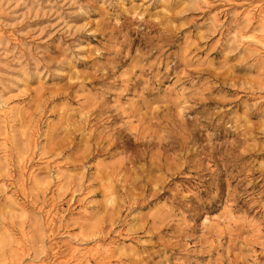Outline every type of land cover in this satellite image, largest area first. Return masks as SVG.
<instances>
[{"label": "rangeland", "instance_id": "rangeland-1", "mask_svg": "<svg viewBox=\"0 0 264 264\" xmlns=\"http://www.w3.org/2000/svg\"><path fill=\"white\" fill-rule=\"evenodd\" d=\"M262 8L0 0V264H264ZM142 102L170 108L151 130L187 139L194 164L158 191L145 183L163 174L143 170L180 147L163 153L126 129L119 108ZM83 114L100 146L80 157L64 122ZM115 160L109 204L101 173ZM104 247L108 258L95 254Z\"/></svg>", "mask_w": 264, "mask_h": 264}, {"label": "bare ground", "instance_id": "bare-ground-1", "mask_svg": "<svg viewBox=\"0 0 264 264\" xmlns=\"http://www.w3.org/2000/svg\"><path fill=\"white\" fill-rule=\"evenodd\" d=\"M250 12V11H249ZM260 14H262L261 19L263 20L264 23V8H262L260 11ZM254 41L258 44H260V46L264 49V35L261 36L260 38H253ZM142 101V100H140ZM139 101H137L138 103ZM145 102V100H144ZM142 102L141 106L139 107V109H131L130 112H126L128 109H125L124 107L119 108V111H121L123 113L122 116H126L127 121L124 122L125 125H127L126 129L128 131H133L132 133H134L136 139H140L143 142H146L148 148L151 147H158L160 150L163 151V153L165 151H167L168 148H172L173 145L175 146H179V157L171 160L169 158L164 157L162 154L158 159V162H150V165L147 169H144L143 171L146 173V175H149L153 170L159 171L160 173L163 174V176H160L159 178L153 179V181L155 182V184L152 186L150 184V182L145 183L147 185V190L151 191H158L160 189V185L159 182H164L165 181V177L166 175H169L171 177H173V174H176V177L179 174H183L186 173L188 170L191 169V166H193L194 164L190 162V160H188L187 154H188V141L187 139H185L182 136V139L180 142L173 141V139L169 140V137L166 136L165 137V133L162 134L161 136H157L159 134H157L154 130H151L152 128H160L161 125H163V123L167 122L168 120H170L173 117V112L170 111V108L168 106L165 107L166 111L160 110L158 108H151L147 105H145L146 103ZM136 103V104H137ZM92 106L94 104H91ZM99 107V105H98ZM97 107V108H98ZM13 110V112L15 111L14 109H10ZM181 111L179 110L178 112H176V116L179 120V126H181V124L183 123V118L181 116ZM136 112V113H135ZM141 115V117L139 118L138 123L136 125H133V122L130 120V117H135V115ZM90 116L88 114H83L79 120L75 123H70V122H64L65 123V127H67V134L72 137L74 139V146L77 148H82L80 153V157H84L87 156L89 154H91L92 151L96 150L97 147L100 146L99 141L97 140V138L99 136H94L93 133L91 134V128L92 126H90L89 123V118ZM138 119V118H137ZM87 124V125H86ZM63 125V124H62ZM61 125V126H62ZM167 124H165L166 126ZM28 126V125H26ZM88 127V128H87ZM124 127V126H123ZM89 129V131H87ZM86 130V132H85ZM95 132V131H93ZM124 132L123 128H119V130L117 131L118 134H122ZM24 134H22L21 136H26V132H23ZM87 135L86 139L83 141L82 138L83 136ZM28 138V137H27ZM78 139V141H77ZM27 140V139H26ZM93 140H97L92 142ZM155 140V142L153 141ZM82 141V143H81ZM84 145V147H83ZM104 145V144H103ZM103 145L101 147H103ZM141 145L144 146V144L141 142ZM72 146V148L74 147ZM94 147L96 149H94ZM54 148H52L50 151H46L45 149L41 150V154L44 153H54V151H52ZM94 149V150H93ZM110 157H114L115 155L113 154V152L109 153ZM186 154V156H184ZM25 153H21L20 154V158L23 159L24 158ZM184 158V160H183ZM177 160V161H175ZM116 164L119 165H112V166H108L106 168V166H104V169L102 170V177L101 180L102 185L105 189V192L107 193L106 195V201L109 204H113L114 200H115V193L118 191V187L119 184L118 182L122 181V177L120 176L121 173V169L116 171L117 168H119V166L122 164V161H117L115 160ZM114 164V163H113ZM126 172H130V168L125 170L123 174H125ZM143 172V173H144ZM131 175V174H130ZM127 177H124V186H126L125 184H127ZM162 179V180H161ZM128 185V184H127ZM123 186V188H124ZM133 188V186H130V190ZM231 212V211H230ZM20 215H25V209H21L19 212ZM4 233V232H3ZM11 237V235H10ZM5 240H10L9 236L7 235L5 237ZM109 247H104L102 249H95V254L98 256H103V258H108V256L106 255L107 253H109ZM85 262L89 261V258H85L84 259Z\"/></svg>", "mask_w": 264, "mask_h": 264}]
</instances>
